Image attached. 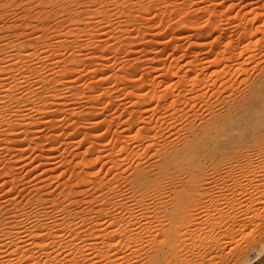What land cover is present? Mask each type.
<instances>
[{
	"label": "rangeland",
	"instance_id": "rangeland-1",
	"mask_svg": "<svg viewBox=\"0 0 264 264\" xmlns=\"http://www.w3.org/2000/svg\"><path fill=\"white\" fill-rule=\"evenodd\" d=\"M181 263L264 264V0H0V264Z\"/></svg>",
	"mask_w": 264,
	"mask_h": 264
},
{
	"label": "bare ground",
	"instance_id": "bare-ground-1",
	"mask_svg": "<svg viewBox=\"0 0 264 264\" xmlns=\"http://www.w3.org/2000/svg\"><path fill=\"white\" fill-rule=\"evenodd\" d=\"M236 203H237V202H236ZM240 204H241L240 201H238L237 206L240 207V206H241ZM218 205H220V204H218ZM226 205L230 208V210H231V208L233 209V205H230V204H228V203H227ZM255 205H256V204H255ZM247 206H248V205L246 204L243 210H247L248 207H249V206H248V207H247ZM226 208H227V207H226ZM249 208H250V207H249ZM255 208H256V207H255ZM255 208H253V209L255 210ZM240 209H241V207H240ZM240 209H238V210H240ZM251 209H252V208H251ZM258 209H260V208H258ZM206 210H207V209H206ZM234 210H235V209H234ZM241 210H242V209H241ZM228 211H229V210H228ZM228 211H227V212H228ZM247 211H248V210H247ZM247 211H245V212H247ZM256 211H257V209H256ZM238 212H242V211H238ZM222 213H223V212H222ZM231 213H232V214H230V213L219 214L218 218L216 217V219H218L217 222H216V225L214 224L215 226L213 225V226L211 227L212 229L209 227V229H211V231H213V232H214L216 229L219 230L220 228H223V229H220V232H219V233H216V231L214 232V235H216V236H214L213 234H211V235H213V236H209V237H211V238H213V239H209L208 241L211 240L210 242H212V241L215 242V243H216V246H217V245L220 246L221 243H222V245H223V243H224L223 241H220V237H219V235H220L221 237H230V238H233L234 233L238 231L237 229H236L237 231H235V228H236L237 223H238L237 220L235 219V218H236L235 211H234V212H231ZM208 214H209V213H208ZM257 214H258V213H257ZM257 216H258V215H257ZM209 217H211V216H209ZM211 218H212V217H211ZM244 219H245V218H244ZM246 220H247V219H246ZM208 221H209V220H208ZM212 221H213V220H212ZM243 221H244V220H243ZM248 221H249V220H248ZM214 222H215V221H213V223H214ZM210 223H211V221H210ZM239 223H241V221H240ZM239 223H238V224H239ZM242 223H243V222H242ZM243 224H244V223H243ZM261 224H262V223H261ZM241 225H242V224H241ZM241 225H240V226H241ZM246 225H247V224H246ZM246 225H245V226H246ZM243 226H244V225H243ZM207 227H208V226H207ZM237 227H238V226H237ZM242 228H244V227H242ZM209 229H208V230H209ZM239 229H240V228H239ZM208 230H207V231H208ZM209 232H210V231H209ZM215 233H216V234H215ZM197 234H199V233H197ZM197 234H196V236L198 237ZM204 234H205V233H204ZM207 234H208V233H206V235H207ZM201 235H202V234H201ZM206 235H205V236H206ZM203 236H204V235H203ZM203 236H202V237H203ZM200 237H201V236H200ZM202 237H201V238H202ZM201 238H200V239H201ZM200 239H199V240H200ZM205 239H206V238H205ZM228 240H229V239H228ZM228 240H227V243L230 242V241L228 242ZM201 241H202V240H201ZM204 241H205V240H204ZM208 241H207V242H208ZM190 242H191V240H190ZM196 242H197V240H196ZM207 242H205V243L207 244ZM213 242H212V243H213ZM230 243H231V242H230ZM199 244H200V243H199ZM219 244H220V245H219ZM205 246H206V245H205ZM205 246H204V247H205ZM218 246H217V247H218ZM224 247H225V246H224ZM189 254H190V253H189ZM189 254H188V255H189ZM204 254H206V253H204ZM183 255H184V254H183ZM190 255H191V254H190ZM194 256H195V255H194ZM197 256H198V255H197ZM203 256H204V255H203ZM195 257H196V256H195ZM184 258H185V255L183 256V258L181 257L180 259L185 260ZM188 258H189V257H188ZM211 258H212V257H211ZM192 259H194V257H192L190 260H192ZM195 259H196V258H195ZM204 259H205V258H204ZM204 259H203V260H204ZM208 259H209V258H208ZM203 260H202V262L204 263ZM205 260H206V259H205ZM178 261H179V260H178ZM181 261H182V260H181ZM185 261H186V260H185ZM186 262H188V260H187ZM192 262H193V261H192ZM192 262H191V263H192ZM196 262H197V261H196ZM202 262H201V263H202ZM205 262L207 263V261H205ZM184 263H185V262H184ZM184 263H183V264H184ZM198 263H199V262H198ZM201 263H200V264H201ZM181 264H182V263H181ZM186 264H187V263H186ZM194 264H195V263H194ZM196 264H197V263H196Z\"/></svg>",
	"mask_w": 264,
	"mask_h": 264
}]
</instances>
